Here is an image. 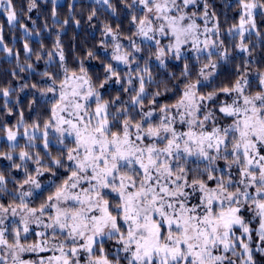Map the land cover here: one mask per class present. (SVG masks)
Returning <instances> with one entry per match:
<instances>
[{
	"label": "snow or ice",
	"instance_id": "snow-or-ice-1",
	"mask_svg": "<svg viewBox=\"0 0 264 264\" xmlns=\"http://www.w3.org/2000/svg\"><path fill=\"white\" fill-rule=\"evenodd\" d=\"M223 8L0 0V264H264V0Z\"/></svg>",
	"mask_w": 264,
	"mask_h": 264
},
{
	"label": "trees",
	"instance_id": "trees-1",
	"mask_svg": "<svg viewBox=\"0 0 264 264\" xmlns=\"http://www.w3.org/2000/svg\"><path fill=\"white\" fill-rule=\"evenodd\" d=\"M59 2L63 3L64 0H59ZM69 2H71V0H69ZM80 2L82 4H90L92 1L90 0H80ZM226 2V0H215V4L217 6V10L219 12H224L225 9L223 8L224 3ZM50 8V5H49ZM89 9L87 7L81 8V7H77L76 8V13L77 16L79 17V15L81 13H83L84 16H86L88 14ZM68 9L67 7H64L62 9H60V14H61V19H63L66 15H67ZM232 12H228L227 15L229 17L232 16ZM35 15V14H33ZM223 19V17H222ZM231 22V21H230ZM0 23H4V19L2 16H0ZM258 25H260L261 27H264V24H262L261 20L258 18L257 20ZM91 32V29L88 28V26L82 21V26L80 29H75L74 26H69L66 33L63 35L62 39L63 42L65 44L66 49H71L72 46L75 44L77 47L80 46H90L91 44H93L95 41L92 39V37L89 35V33ZM16 37H17V42L15 44L16 48H20L21 42H20V32L17 31L15 33ZM5 38H6V42L9 43L10 46H12V34L10 32V30L7 28V26H5ZM97 38H98V33H97ZM95 64V62H93ZM12 65L8 64L6 62H0V74H3L5 70L11 68ZM40 69H43V65L39 66ZM174 71H179V68H175L172 69ZM4 79H8V77H4ZM22 98H23V94H21ZM27 101H25V105H26ZM27 115V112H26ZM0 149L6 150L4 149L3 145H0ZM7 165L6 161H2L0 162V167H4Z\"/></svg>",
	"mask_w": 264,
	"mask_h": 264
},
{
	"label": "rangeland",
	"instance_id": "rangeland-1",
	"mask_svg": "<svg viewBox=\"0 0 264 264\" xmlns=\"http://www.w3.org/2000/svg\"><path fill=\"white\" fill-rule=\"evenodd\" d=\"M90 1H92V0H90Z\"/></svg>",
	"mask_w": 264,
	"mask_h": 264
}]
</instances>
